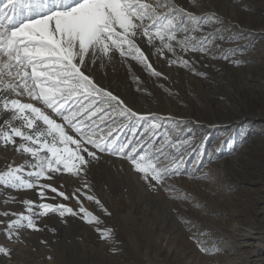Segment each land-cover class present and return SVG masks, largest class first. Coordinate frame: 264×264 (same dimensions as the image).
Segmentation results:
<instances>
[{"label": "snow or ice", "instance_id": "6c2138e0", "mask_svg": "<svg viewBox=\"0 0 264 264\" xmlns=\"http://www.w3.org/2000/svg\"><path fill=\"white\" fill-rule=\"evenodd\" d=\"M191 3L198 9L202 6V0ZM234 27L215 11L197 14L177 0H0V114H10L0 124V146H12L26 157L23 163H9L0 171V191L34 189L39 197V202L24 199V211L0 212L11 217L0 220L6 239H19L25 228L41 231L38 221L49 214L98 223L99 217L84 207L80 196L107 212L96 196L84 191L90 190L89 173L104 154L128 161L153 191L180 192L172 198L195 200L174 181L182 176L213 181L214 155L205 153L206 158L198 157L193 168L185 166L193 137L191 129L186 138H180V133L189 121L133 111L99 86L92 69L97 63L103 68L119 56L122 62L131 59L159 78L164 74L153 67L141 47L146 45L169 67L206 77L207 73L196 70L197 56L234 66L246 63L235 59L246 49L222 48L218 43L240 39V31L231 32ZM63 174L81 181L82 188L71 194L80 205L78 210L47 202L56 196L70 199L48 182ZM49 192L56 195L50 197ZM9 202H16L15 197L5 198L4 203ZM195 207L202 204L197 202ZM97 231L102 240L112 237L111 229ZM203 235L197 232L192 237L200 251L218 253V247L200 239ZM0 254L11 258L12 249L0 243Z\"/></svg>", "mask_w": 264, "mask_h": 264}, {"label": "rangeland", "instance_id": "374dc122", "mask_svg": "<svg viewBox=\"0 0 264 264\" xmlns=\"http://www.w3.org/2000/svg\"><path fill=\"white\" fill-rule=\"evenodd\" d=\"M177 3L197 14L215 11L226 24H237L231 32L240 31L241 38L218 43L222 48L246 49L235 57L246 63L234 66L222 59L197 56L200 63L196 70L207 73L202 77L183 67H169L166 60L153 56L146 45H141L163 76H152L137 62L129 59L124 63L116 56L103 68L99 63L94 65L93 78L137 113L189 121L180 133V138H186L191 129L193 137L191 149L184 156L185 166L191 169L199 163L198 157L212 153L214 162L210 167L215 179L205 182L187 176L176 178V186L195 200L175 199L172 197L180 196V192L153 191L128 161L104 154L89 173L90 190L84 191L96 196L107 212L80 196L84 207L99 217V222L89 224L80 216L49 214L38 221L41 231L22 229L19 239L13 241L6 239L0 225V243L12 249L11 258L0 254V263L264 264L252 260L262 255L264 247L238 245L240 241L253 242L241 228L264 216V0H202L199 9L191 0ZM25 102L30 101L25 98ZM9 116L0 114V124ZM25 158L12 146H0V171L6 170L9 163H23ZM222 161L224 169L213 168ZM48 182L65 191L70 199L56 196L47 202L65 203L78 210L80 205L71 194L82 188L79 179L63 174ZM259 195L263 197L259 199ZM13 197L16 202L4 203L5 198L11 201ZM24 199L39 202L34 189L0 191V212L24 211ZM197 202L202 207H195ZM10 218L0 215V220ZM97 229H111V239L102 240ZM197 232L205 233L200 239L220 251L202 253L192 238Z\"/></svg>", "mask_w": 264, "mask_h": 264}, {"label": "bare ground", "instance_id": "6f19581e", "mask_svg": "<svg viewBox=\"0 0 264 264\" xmlns=\"http://www.w3.org/2000/svg\"><path fill=\"white\" fill-rule=\"evenodd\" d=\"M237 26V24H236ZM191 152V151H190ZM218 164V165H217ZM217 164H213V168H215L217 170V167L219 166V169H224V165L225 163L222 162H218ZM227 172V171H226ZM191 183V182H190ZM209 186V185H208ZM212 187V186H211ZM260 197H263L262 195H259V199ZM264 199V198H263ZM264 211V210H263ZM262 211H260L261 213ZM259 213V212H258ZM259 213V214H260ZM254 222V221H253ZM210 223V222H209ZM238 229V228H237ZM242 230V231H241ZM241 232L245 233V236H252L251 238L254 239L253 242L248 243L247 241H240V243L238 245L241 244H246L248 246H259V249H261V247H264V216L262 217V219L257 220L254 222V224H252L251 226H247V227H242L241 228ZM237 231V230H236ZM240 232V234H241ZM243 233V234H244ZM252 233H255V235L253 236ZM256 248V247H255ZM228 249V248H227ZM258 250V249H257ZM253 251V250H252ZM254 261L257 260H261L262 262H264V251H262V255H260L257 258L252 259ZM252 263V262H251ZM0 264H14L13 262H9V261H2Z\"/></svg>", "mask_w": 264, "mask_h": 264}]
</instances>
